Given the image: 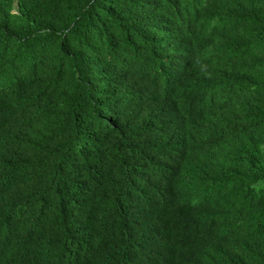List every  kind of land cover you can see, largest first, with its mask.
Listing matches in <instances>:
<instances>
[{
    "label": "trees",
    "instance_id": "16d2710c",
    "mask_svg": "<svg viewBox=\"0 0 264 264\" xmlns=\"http://www.w3.org/2000/svg\"><path fill=\"white\" fill-rule=\"evenodd\" d=\"M0 264H264V0H0Z\"/></svg>",
    "mask_w": 264,
    "mask_h": 264
}]
</instances>
